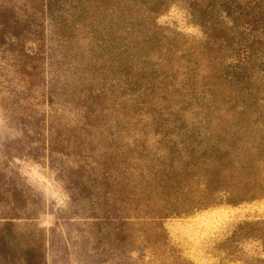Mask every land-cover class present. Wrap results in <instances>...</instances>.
<instances>
[{"label":"rangeland","instance_id":"374dc122","mask_svg":"<svg viewBox=\"0 0 264 264\" xmlns=\"http://www.w3.org/2000/svg\"><path fill=\"white\" fill-rule=\"evenodd\" d=\"M235 1L264 18V0ZM130 6L68 0L61 21L44 0H0V264H264V197L166 212L175 189L161 194L162 169H179L162 157L157 124L165 107L192 114L187 60L202 32L170 5L153 25L173 41V69L152 99L126 93L110 73L115 34L105 33L117 8L140 10ZM241 30L262 36L249 63L264 98V33ZM193 69L214 81L202 58ZM210 90L225 92L219 82Z\"/></svg>","mask_w":264,"mask_h":264},{"label":"trees","instance_id":"16d2710c","mask_svg":"<svg viewBox=\"0 0 264 264\" xmlns=\"http://www.w3.org/2000/svg\"><path fill=\"white\" fill-rule=\"evenodd\" d=\"M67 1L44 0V12L52 18L62 19L61 12L66 14ZM96 1L106 8L112 1L126 2L132 9L140 6L135 13L128 7H123V11L117 8V12L110 15L114 17L115 30L108 29L105 33L106 36L114 33L116 41V64L110 66L111 77L117 86L132 95H149L152 99L154 85H161L168 78L169 74L163 69H173V41L159 32L165 28L153 25L170 5L181 6L202 32L200 48L187 60L191 65L187 90L192 93L187 99L195 102L192 104L188 100L192 114L178 116L177 111L171 113L170 108L165 107L169 117L157 124L156 131L164 142L162 157L170 158L171 167L179 169L176 174L166 171V167L162 169L161 194L169 196V189H175L174 209L166 211L168 215L189 214L201 208L240 204L264 197V98L260 96V88L251 83L254 68L249 63L252 45L261 41L262 36L250 33L247 38L240 31L246 27L249 31L260 29L264 33V18L260 19L261 15L254 8L249 9L248 2L240 1ZM135 26H140L143 31L136 34ZM108 28H111L110 24ZM212 31L217 32L213 34ZM243 49L246 54L242 53ZM219 51L223 52L219 54ZM201 58L210 69L213 67L211 78L214 81L210 84L208 75L195 76L193 67L199 66ZM197 80L196 86L191 85ZM214 82L225 88L224 93H219L220 97L210 90ZM199 85L201 90H197ZM164 90L165 87L161 91ZM207 94L210 99H206ZM159 98L160 103L165 100ZM219 99L223 107L217 103ZM181 103L183 101L178 107ZM174 105L176 107L175 102ZM153 160V157L147 158V161Z\"/></svg>","mask_w":264,"mask_h":264}]
</instances>
